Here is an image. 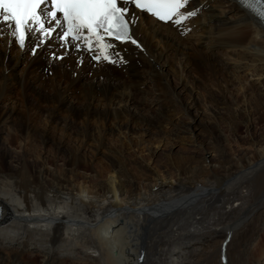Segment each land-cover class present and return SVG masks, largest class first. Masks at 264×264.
Returning <instances> with one entry per match:
<instances>
[{
	"label": "bare ground",
	"instance_id": "bare-ground-1",
	"mask_svg": "<svg viewBox=\"0 0 264 264\" xmlns=\"http://www.w3.org/2000/svg\"><path fill=\"white\" fill-rule=\"evenodd\" d=\"M188 8L115 63L0 35V264H264V23Z\"/></svg>",
	"mask_w": 264,
	"mask_h": 264
},
{
	"label": "snow or ice",
	"instance_id": "snow-or-ice-1",
	"mask_svg": "<svg viewBox=\"0 0 264 264\" xmlns=\"http://www.w3.org/2000/svg\"><path fill=\"white\" fill-rule=\"evenodd\" d=\"M238 3L264 23V0ZM189 4L190 0H0V35H10L21 48L31 41L33 51L54 40L65 50L87 51L94 60L115 63L121 59L113 51L117 43L139 47L132 35L134 10L181 26L197 15Z\"/></svg>",
	"mask_w": 264,
	"mask_h": 264
},
{
	"label": "rangeland",
	"instance_id": "rangeland-1",
	"mask_svg": "<svg viewBox=\"0 0 264 264\" xmlns=\"http://www.w3.org/2000/svg\"><path fill=\"white\" fill-rule=\"evenodd\" d=\"M51 54V53H50ZM49 54V57L50 58H52V60H55V58H53L52 57V55H50ZM78 60V59H77ZM77 62H79V60L77 61ZM112 65H114V64H112ZM258 81V79L257 78H254V77H250V83H252V84H255V87L256 88H258V86L256 85V83L255 82H257ZM178 89H181V87H179ZM185 94V96H184V99L186 100V101H188V103H190V101H191V98L189 97V95L188 94H186V93H184ZM203 104H201L200 105V110H201V112L199 111V110H197L196 108H194V109H191V118H196V122L194 123V124H192V126L195 128V130H196V135H197V137L199 138V140H202V138L204 137V134L202 133V127L200 126V124L201 123H204V122H206V121H210L208 118L206 119V116L204 115V114H202V111H204L203 110ZM185 118H189V117H187V116H185ZM252 130H253V133L255 134V137L257 138V139H262V137L264 136V122H261V123H258V124H256V126H255V129L254 128H252ZM241 133L242 134H245V132H244V130H242L241 131ZM234 142H236V143H240L241 142V140L240 139H235V140H233ZM184 144H182V142L181 141H178V142H176L175 143V150H178V151H181L183 148H184ZM250 150V149H249ZM212 155H213V153L211 152V151H209L208 153H204V155H202V157L205 159V160H209L210 158H212ZM256 245V244H255ZM255 256L257 257V258H259L260 257V254H255ZM223 258V257H222Z\"/></svg>",
	"mask_w": 264,
	"mask_h": 264
}]
</instances>
